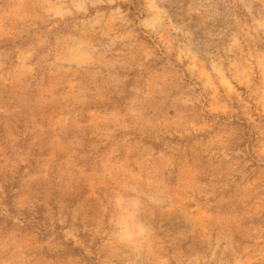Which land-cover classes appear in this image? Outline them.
Returning a JSON list of instances; mask_svg holds the SVG:
<instances>
[{"label":"rangeland","instance_id":"1","mask_svg":"<svg viewBox=\"0 0 264 264\" xmlns=\"http://www.w3.org/2000/svg\"><path fill=\"white\" fill-rule=\"evenodd\" d=\"M0 264H264V0H0Z\"/></svg>","mask_w":264,"mask_h":264},{"label":"trees","instance_id":"2","mask_svg":"<svg viewBox=\"0 0 264 264\" xmlns=\"http://www.w3.org/2000/svg\"><path fill=\"white\" fill-rule=\"evenodd\" d=\"M70 248V247H69ZM72 251L75 252V249L72 248Z\"/></svg>","mask_w":264,"mask_h":264}]
</instances>
